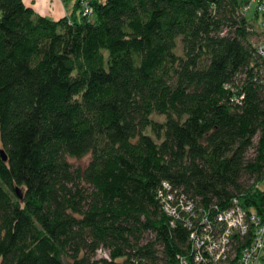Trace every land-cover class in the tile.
<instances>
[{"label": "trees", "instance_id": "16d2710c", "mask_svg": "<svg viewBox=\"0 0 264 264\" xmlns=\"http://www.w3.org/2000/svg\"><path fill=\"white\" fill-rule=\"evenodd\" d=\"M248 2L74 0L51 19L0 0V264H200L202 218L264 217ZM163 181L190 212L166 213Z\"/></svg>", "mask_w": 264, "mask_h": 264}, {"label": "built area", "instance_id": "2783aa9c", "mask_svg": "<svg viewBox=\"0 0 264 264\" xmlns=\"http://www.w3.org/2000/svg\"><path fill=\"white\" fill-rule=\"evenodd\" d=\"M254 3L256 14L264 16V0H249ZM249 2L243 5L242 11L249 9ZM88 12L90 8L86 9ZM264 31V23H261ZM256 53L264 63V36L254 45ZM159 190V197L163 209L173 217L179 210L190 212L192 205L183 194L178 195L179 203L172 206L176 191L169 182L163 181ZM214 224L206 219L200 220L199 232L193 230L192 260L200 264H259L264 258V217L247 214L236 201L232 206L218 211L214 217ZM213 225V226H212ZM249 242H244L245 238ZM238 240V241H237ZM238 243L241 249L236 253L234 245ZM178 264H188L184 256L179 257Z\"/></svg>", "mask_w": 264, "mask_h": 264}, {"label": "crops", "instance_id": "0c3cea01", "mask_svg": "<svg viewBox=\"0 0 264 264\" xmlns=\"http://www.w3.org/2000/svg\"><path fill=\"white\" fill-rule=\"evenodd\" d=\"M33 10L51 19H57L71 11L74 0H23Z\"/></svg>", "mask_w": 264, "mask_h": 264}, {"label": "rangeland", "instance_id": "374dc122", "mask_svg": "<svg viewBox=\"0 0 264 264\" xmlns=\"http://www.w3.org/2000/svg\"><path fill=\"white\" fill-rule=\"evenodd\" d=\"M245 15H246V18L248 20H253V23L257 27L256 29L258 31L251 35V41L255 45L259 41V39L262 36H264V31L262 30V28H260L261 27V23H264V16L261 15V14H257L255 16V9H254V3L253 2H249V9L245 12ZM153 117L156 118V119H160L161 118V116H155V115H153ZM88 159H89V157L86 156V157H83L81 159L70 158V159H68V161L73 166H77V165L84 166L87 163ZM96 254H97L98 257L104 256V251L103 250H99Z\"/></svg>", "mask_w": 264, "mask_h": 264}, {"label": "water", "instance_id": "95a60500", "mask_svg": "<svg viewBox=\"0 0 264 264\" xmlns=\"http://www.w3.org/2000/svg\"><path fill=\"white\" fill-rule=\"evenodd\" d=\"M0 155H1V158L3 160L6 159V155L4 154V151L3 150H0ZM15 193L18 196V198H21L22 197V191H21V189L19 187H16L15 188Z\"/></svg>", "mask_w": 264, "mask_h": 264}, {"label": "bare ground", "instance_id": "6f19581e", "mask_svg": "<svg viewBox=\"0 0 264 264\" xmlns=\"http://www.w3.org/2000/svg\"><path fill=\"white\" fill-rule=\"evenodd\" d=\"M261 58V57H260ZM262 59V58H261ZM233 204V203H232ZM232 204L230 206H232Z\"/></svg>", "mask_w": 264, "mask_h": 264}]
</instances>
